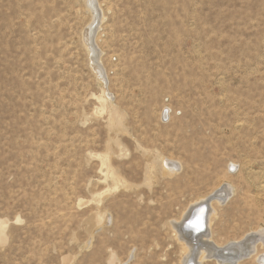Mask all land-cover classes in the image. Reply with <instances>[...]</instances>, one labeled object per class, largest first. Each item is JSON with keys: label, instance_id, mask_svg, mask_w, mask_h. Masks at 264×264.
Wrapping results in <instances>:
<instances>
[{"label": "rangeland", "instance_id": "obj_1", "mask_svg": "<svg viewBox=\"0 0 264 264\" xmlns=\"http://www.w3.org/2000/svg\"><path fill=\"white\" fill-rule=\"evenodd\" d=\"M97 3L105 79L86 0H0V264H180L223 185L211 240L264 230V0Z\"/></svg>", "mask_w": 264, "mask_h": 264}, {"label": "bare ground", "instance_id": "obj_2", "mask_svg": "<svg viewBox=\"0 0 264 264\" xmlns=\"http://www.w3.org/2000/svg\"><path fill=\"white\" fill-rule=\"evenodd\" d=\"M86 3L89 10H91L93 14L94 22L87 29L88 31L85 33V40L89 50L91 51L93 65L97 70L99 77L105 79L106 73L101 64L102 60L100 58V50L95 43L97 27L102 20L100 15L101 11L98 9L99 5L97 0H86ZM170 113L171 109L167 108L163 114V117H166L168 120ZM168 165H170L171 168H176L175 164L171 161L168 163ZM217 192H220L223 196L215 195ZM233 194V187L230 185H223L208 197L198 200L192 204L181 221L175 222L173 224L176 232L179 234L180 240L182 242L184 241V244H186L185 257L182 259L180 264H203L204 261H208L209 259L215 260L219 264H241L244 261L253 259L255 257H257V262L264 263V253H260L259 255L257 254L258 246H264V230L251 232L244 236L241 240L234 241L226 246H218L211 240V221L213 215L215 214V204L221 205L227 203L232 198ZM203 207L206 209L205 214H201ZM194 217H196V219L193 221ZM206 217L207 222L205 225L204 221ZM97 220L100 223L99 218H97ZM186 223L188 225H192L194 230L203 229L205 232L195 237V239L189 237L191 236L190 232H187L182 228ZM8 225L9 221L0 218V239L3 242H6L8 238L6 235ZM67 260V258L63 259L64 264L67 263ZM111 264H114L113 259H111Z\"/></svg>", "mask_w": 264, "mask_h": 264}, {"label": "water", "instance_id": "obj_3", "mask_svg": "<svg viewBox=\"0 0 264 264\" xmlns=\"http://www.w3.org/2000/svg\"><path fill=\"white\" fill-rule=\"evenodd\" d=\"M163 119L166 121L167 118L166 117H163ZM215 195L219 196L221 195L220 192H217ZM223 196V195H221ZM203 209V210H202ZM201 210V214H205V211L206 209L203 207ZM198 215V214H197ZM196 219V217L193 218V221ZM206 222H207V217L205 218V221H204V224L206 225ZM184 225V224H183ZM183 229H185L187 232H190L191 236L189 237H192L195 239V237H197L198 235L202 234L203 232H205V230L203 231V229H200V230H194L192 225H188L187 223L182 227ZM231 264V263H229Z\"/></svg>", "mask_w": 264, "mask_h": 264}]
</instances>
